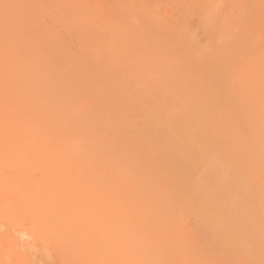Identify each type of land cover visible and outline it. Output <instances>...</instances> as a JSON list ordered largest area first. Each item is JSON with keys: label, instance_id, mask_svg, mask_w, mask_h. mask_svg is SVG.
<instances>
[{"label": "bare ground", "instance_id": "bare-ground-1", "mask_svg": "<svg viewBox=\"0 0 264 264\" xmlns=\"http://www.w3.org/2000/svg\"><path fill=\"white\" fill-rule=\"evenodd\" d=\"M255 1L0 0V264H264Z\"/></svg>", "mask_w": 264, "mask_h": 264}, {"label": "rangeland", "instance_id": "rangeland-1", "mask_svg": "<svg viewBox=\"0 0 264 264\" xmlns=\"http://www.w3.org/2000/svg\"><path fill=\"white\" fill-rule=\"evenodd\" d=\"M262 2L253 3L249 8V11L251 10L249 18L245 17L241 10L237 20L236 71L239 131L243 121V109H241L243 105L241 104L246 98V100H252L255 129L264 132V1ZM244 83L246 90L243 88ZM261 135L264 138V134L261 133Z\"/></svg>", "mask_w": 264, "mask_h": 264}]
</instances>
